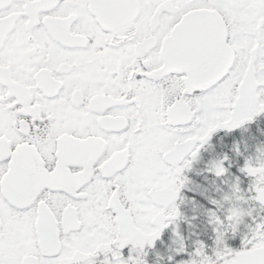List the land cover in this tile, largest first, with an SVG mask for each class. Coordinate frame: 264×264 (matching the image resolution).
I'll use <instances>...</instances> for the list:
<instances>
[{
    "label": "snow or ice",
    "instance_id": "6c2138e0",
    "mask_svg": "<svg viewBox=\"0 0 264 264\" xmlns=\"http://www.w3.org/2000/svg\"><path fill=\"white\" fill-rule=\"evenodd\" d=\"M261 114L264 0H0V264H148L169 226L185 252L186 171ZM256 152L240 171L264 206ZM240 192L177 264H264V219L227 243Z\"/></svg>",
    "mask_w": 264,
    "mask_h": 264
},
{
    "label": "trees",
    "instance_id": "16d2710c",
    "mask_svg": "<svg viewBox=\"0 0 264 264\" xmlns=\"http://www.w3.org/2000/svg\"><path fill=\"white\" fill-rule=\"evenodd\" d=\"M210 145V147L205 146L201 149L192 168L186 171L189 183L184 192L185 201L180 202L181 211L185 215L178 221L185 252H176L180 244L176 241L172 226H169L163 230L155 246L147 248L148 264H177L178 260L188 258L187 253L194 250L198 240H203L209 246L208 250L211 251L214 246L215 233L213 225L209 222L208 211L213 209L220 215L224 214L225 209L229 207L228 202H222V206L217 208L212 204V200H221L224 194L231 193L232 185L237 182V178L241 189L239 195L244 196L245 199L241 201L233 199L231 203L243 208L245 213L251 212V215L245 214L239 230L235 234H228L227 243L233 248H239L241 238L249 231V226L254 227L255 221L264 219V206L250 199L252 193L248 189L251 178L240 171L245 160L255 158L257 147L264 145V114H261L256 122L245 125L244 129L219 130L213 135ZM237 145H239V151L236 150ZM225 153L229 156L226 162L228 171L217 177L209 171L210 163L220 159ZM193 196L196 197L195 200L192 199ZM170 255L174 257L171 261L168 259Z\"/></svg>",
    "mask_w": 264,
    "mask_h": 264
}]
</instances>
